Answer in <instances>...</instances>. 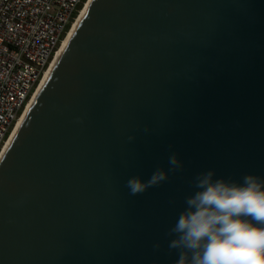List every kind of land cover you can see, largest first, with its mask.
<instances>
[{
  "label": "water",
  "instance_id": "water-1",
  "mask_svg": "<svg viewBox=\"0 0 264 264\" xmlns=\"http://www.w3.org/2000/svg\"><path fill=\"white\" fill-rule=\"evenodd\" d=\"M207 172L264 180V0H94L0 163V264H176Z\"/></svg>",
  "mask_w": 264,
  "mask_h": 264
},
{
  "label": "clouds",
  "instance_id": "clouds-1",
  "mask_svg": "<svg viewBox=\"0 0 264 264\" xmlns=\"http://www.w3.org/2000/svg\"><path fill=\"white\" fill-rule=\"evenodd\" d=\"M169 163L173 170L181 167L175 155ZM213 176L196 177L198 191L186 198V210L171 229L177 237L170 243L179 251L176 264H264V180L249 175L237 184ZM167 178L158 169L147 183L133 177L127 187L136 195Z\"/></svg>",
  "mask_w": 264,
  "mask_h": 264
},
{
  "label": "built area",
  "instance_id": "built-area-1",
  "mask_svg": "<svg viewBox=\"0 0 264 264\" xmlns=\"http://www.w3.org/2000/svg\"><path fill=\"white\" fill-rule=\"evenodd\" d=\"M87 0H0V157Z\"/></svg>",
  "mask_w": 264,
  "mask_h": 264
},
{
  "label": "bare ground",
  "instance_id": "bare-ground-1",
  "mask_svg": "<svg viewBox=\"0 0 264 264\" xmlns=\"http://www.w3.org/2000/svg\"><path fill=\"white\" fill-rule=\"evenodd\" d=\"M94 0H87V2L85 3V6L80 10L79 15L77 16L75 22L73 23L71 30L69 31V33L67 34L65 40L63 41L59 51L57 52L52 64L50 65V68L47 72V74L45 75L43 81L41 82L39 88L37 89V92L35 93L34 97L32 98L31 102L29 103L25 113L23 114V116L21 117V119L19 120V122L17 123L12 136L9 139V142L4 150V152L2 153L1 157H0V163L4 157V155L6 154L7 150L9 149V146L12 142V140L14 139V137L16 136L17 132L19 131L20 127L22 126L28 112L30 111L33 103L35 102L39 92L41 91L42 87L44 86L48 76L50 75L52 69L54 68V66L56 65L57 61L59 60L61 54L63 53V51L65 50L69 40L71 39L74 31L76 30V28L78 27L79 23L81 22L82 18L84 17V15L86 14L87 10L90 8L91 4L93 3Z\"/></svg>",
  "mask_w": 264,
  "mask_h": 264
}]
</instances>
